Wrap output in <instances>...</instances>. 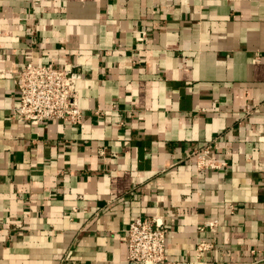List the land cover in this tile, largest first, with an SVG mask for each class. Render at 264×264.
I'll list each match as a JSON object with an SVG mask.
<instances>
[{
    "label": "crops",
    "instance_id": "crops-1",
    "mask_svg": "<svg viewBox=\"0 0 264 264\" xmlns=\"http://www.w3.org/2000/svg\"><path fill=\"white\" fill-rule=\"evenodd\" d=\"M29 59L78 65L80 125L11 117ZM0 69V264H128L149 215L170 259L264 264V0H0Z\"/></svg>",
    "mask_w": 264,
    "mask_h": 264
},
{
    "label": "built area",
    "instance_id": "built-area-1",
    "mask_svg": "<svg viewBox=\"0 0 264 264\" xmlns=\"http://www.w3.org/2000/svg\"><path fill=\"white\" fill-rule=\"evenodd\" d=\"M38 2L34 1L33 5ZM2 73L0 69V75ZM17 76L19 102L11 111L13 119L30 125H38L48 119L71 125H80L83 122V110L78 105L77 82L81 79V73L77 64L56 67L51 62L35 63L29 59L18 70ZM186 160L193 163L197 170L220 169L226 165L224 160L214 158L209 145L191 150L187 153ZM230 207L232 208V205ZM217 226L218 219L211 216L201 220L197 230L214 233ZM166 235L167 229L161 217H136L126 230L128 264H193L192 261L173 260L168 257ZM213 249L212 240L201 239L195 245V259L199 260L203 254Z\"/></svg>",
    "mask_w": 264,
    "mask_h": 264
}]
</instances>
